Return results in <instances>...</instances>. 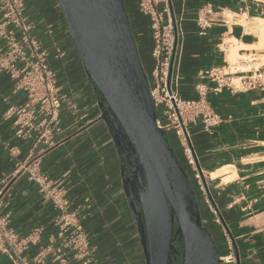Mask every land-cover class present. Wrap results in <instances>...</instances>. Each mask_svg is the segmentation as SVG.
<instances>
[{
  "label": "crops",
  "instance_id": "crops-1",
  "mask_svg": "<svg viewBox=\"0 0 264 264\" xmlns=\"http://www.w3.org/2000/svg\"><path fill=\"white\" fill-rule=\"evenodd\" d=\"M125 1L138 49L148 61L150 41L145 24L141 26L135 11L136 0ZM182 1L172 0L177 15L181 13ZM184 2L186 39L181 92L193 97L198 70L230 63L231 46L255 43L238 22L242 17H263L264 0ZM207 2L215 6L214 23L206 36H199L194 15ZM27 10L40 39L50 48L65 51L62 58H51V65L66 100L61 110L63 130L56 143L32 152L30 143L17 140L13 119L4 115L10 104L25 100L24 92L15 93L10 77L0 73V179L18 171L2 188L10 226L24 236L34 227L43 228L41 243L30 248V255L55 233L59 212L28 179L27 172L19 168L33 153L52 180L63 182L72 209H80L99 264H147L134 210L135 153L128 144L120 145L103 119L101 95L88 79L57 0H27ZM238 53L249 55L242 47ZM260 67L264 72V63ZM211 102L224 122L212 132L204 131L200 125L191 127L197 167L203 171L208 192L235 239L237 264H264V80L248 91L211 96ZM16 145L18 150L13 153ZM204 207L206 223L213 229L212 237L222 255L226 248L221 227L214 223L208 206ZM0 264L12 263L0 253Z\"/></svg>",
  "mask_w": 264,
  "mask_h": 264
},
{
  "label": "built area",
  "instance_id": "built-area-1",
  "mask_svg": "<svg viewBox=\"0 0 264 264\" xmlns=\"http://www.w3.org/2000/svg\"><path fill=\"white\" fill-rule=\"evenodd\" d=\"M184 5L183 0L181 13L177 15L172 0H136L135 11L144 21L150 41L149 60L139 54L157 124L196 179L197 189L203 193L214 223L221 227L226 248V252L220 255L222 264H237L235 239L208 192L203 171L197 167L191 127L200 125L204 131L212 132L224 122V118L215 110L211 96L225 91L235 94L253 89L264 80V72L261 67L253 65L255 56L239 59V62L252 64L249 70L240 68L238 63L228 62L223 66L202 68L196 74L195 96H183ZM215 13L212 2L197 8L194 22L199 36L208 34ZM134 38L137 44L135 35ZM64 55L62 48H50L40 39L36 25L30 19L27 0H0V73L10 77L15 93L23 91L25 95L22 103L10 104L4 115L13 119L17 140L30 143L32 152L39 147H52L63 130L61 110L66 95L62 93L51 58L60 59ZM17 150V145L12 148L13 153ZM28 157L29 161L19 168L27 172L28 179L59 212L55 233L30 255V248L41 243L43 228L34 227L24 236L10 226V212L5 210L2 188L16 176L18 171L15 170L0 179V253L12 264H99L84 228L81 211L72 209L63 182L52 180L42 170L38 156L29 153Z\"/></svg>",
  "mask_w": 264,
  "mask_h": 264
},
{
  "label": "water",
  "instance_id": "water-1",
  "mask_svg": "<svg viewBox=\"0 0 264 264\" xmlns=\"http://www.w3.org/2000/svg\"><path fill=\"white\" fill-rule=\"evenodd\" d=\"M57 2L88 79L101 95L103 119L135 153L134 210L147 264L176 260V224L183 241L182 264H222L189 175L157 124L125 1ZM142 196L154 205V219L148 217Z\"/></svg>",
  "mask_w": 264,
  "mask_h": 264
},
{
  "label": "bare ground",
  "instance_id": "bare-ground-1",
  "mask_svg": "<svg viewBox=\"0 0 264 264\" xmlns=\"http://www.w3.org/2000/svg\"><path fill=\"white\" fill-rule=\"evenodd\" d=\"M255 20H256L255 22H251L249 20L246 21L245 19L239 20V23L242 24L243 26H245L244 28L246 29L247 32L253 33L254 35H256L258 37V41L256 43H253V44L249 43L250 45L249 44H239L236 46H231V49L229 52V60L230 61L235 59L237 54L239 55V53H238L239 47L245 48L248 51L264 49V17H257V18H255ZM230 45H232V44H230ZM239 56L241 58H244L245 55H239ZM256 59H257V57H256ZM261 61L264 63V57H263V60H261ZM234 63H237V62L234 61ZM216 174L217 173H214L213 177H215ZM142 203H143V207H144L148 217H150V219H152V218L154 219V217H155L154 205L150 201L146 200L143 196H142Z\"/></svg>",
  "mask_w": 264,
  "mask_h": 264
},
{
  "label": "rangeland",
  "instance_id": "rangeland-1",
  "mask_svg": "<svg viewBox=\"0 0 264 264\" xmlns=\"http://www.w3.org/2000/svg\"><path fill=\"white\" fill-rule=\"evenodd\" d=\"M264 17V15H263ZM242 19H245L246 21H251V22H255L256 20L255 19H248L246 17H242L240 20ZM239 23V22H238ZM245 27V26H244ZM244 31H246V29L244 28ZM247 32V31H246ZM249 33V32H247ZM251 34V36H253V40L255 41V43L258 41V37L256 35H254L253 33H249ZM256 55V56H255ZM255 58L257 57V59H255V63H256V67H260L261 64H263V62L261 60H263V57H264V49L262 50H252V51H249V55L248 56H244V58H247V57H254ZM238 57V58H237ZM241 57L237 54L235 59L231 60L230 63L233 64L234 61L237 62L238 66L242 69H246V70H249L250 67L246 64V63H243V62H239ZM260 59V60H259ZM54 68V66H52ZM192 181L194 182L195 186L197 187V182H196V179L194 177H192ZM198 194L201 196L200 199L203 200L204 202V197L203 196V193L202 192H199L198 191ZM205 204V202H204ZM176 229H177V225H175V234H174V245H175V249H176V253H177V258L176 260L173 261V264H182V256H183V241L181 239V237L177 234L176 232Z\"/></svg>",
  "mask_w": 264,
  "mask_h": 264
},
{
  "label": "trees",
  "instance_id": "trees-1",
  "mask_svg": "<svg viewBox=\"0 0 264 264\" xmlns=\"http://www.w3.org/2000/svg\"><path fill=\"white\" fill-rule=\"evenodd\" d=\"M125 1V0H124ZM125 5H126V1H125ZM126 9H127V7H126ZM127 12H128V15H129V11H128V9H127ZM139 19V18H138ZM140 20V19H139ZM140 24H141V26L144 24L143 22H141V20H140ZM144 26V25H143ZM140 52V51H139ZM140 54H141V52H140ZM176 152V151H175ZM176 155L178 156V158L180 159V161H181V163H182V165H183V167H184V169L186 170V172H187V174L189 175V178H190V180H191V182H192V184H193V186H194V189H195V192H196V196H197V200H198V203H199V206H200V210H201V214H202V219H203V223H204V226H206L209 230H210V232H211V234H212V236H213V229H211V227H209L208 225H207V217H206V209H205V207H204V202H203V200L202 199H200V195L198 194V189H197V187L195 186V184H194V182L192 181L193 179H192V175H191V172L189 171V168L187 167V165L185 164V162L182 160V158L179 156V154H177V152H176ZM177 225V224H176ZM216 243V242H215ZM216 245H217V243H216ZM219 249V248H218ZM219 253H220V251H219Z\"/></svg>",
  "mask_w": 264,
  "mask_h": 264
},
{
  "label": "flooded vegetation",
  "instance_id": "flooded-vegetation-1",
  "mask_svg": "<svg viewBox=\"0 0 264 264\" xmlns=\"http://www.w3.org/2000/svg\"><path fill=\"white\" fill-rule=\"evenodd\" d=\"M111 128H112V130L114 131V133H115V135H116V134L118 133L117 130H116V128H115L114 126H112ZM125 144H126L125 141H124V142H121V141H120V145H121V146H124V147H125ZM124 147H123V148H124ZM123 148H122V149H123ZM122 153H123V154H124V153L126 154V153H127V150L124 151V152H123V150H122ZM127 159H129V156H126V160H127ZM133 176H136V184H137L136 167H135V174H134ZM136 190H137V186H136Z\"/></svg>",
  "mask_w": 264,
  "mask_h": 264
}]
</instances>
